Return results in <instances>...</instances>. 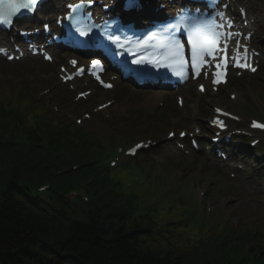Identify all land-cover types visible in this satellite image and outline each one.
Returning <instances> with one entry per match:
<instances>
[{
	"label": "trees",
	"instance_id": "1",
	"mask_svg": "<svg viewBox=\"0 0 264 264\" xmlns=\"http://www.w3.org/2000/svg\"><path fill=\"white\" fill-rule=\"evenodd\" d=\"M58 169L36 150L1 144L0 264H191L174 251L151 248L132 217L106 213L93 202L72 209L56 192L35 197L22 187L56 178ZM88 178V172L69 173L54 184Z\"/></svg>",
	"mask_w": 264,
	"mask_h": 264
},
{
	"label": "rangeland",
	"instance_id": "2",
	"mask_svg": "<svg viewBox=\"0 0 264 264\" xmlns=\"http://www.w3.org/2000/svg\"><path fill=\"white\" fill-rule=\"evenodd\" d=\"M252 3L258 8V13L261 17L262 22L264 23V0H251ZM2 62V61H1ZM0 62V64H1ZM1 72V71H0ZM7 79H9L7 77ZM261 79L257 80H246V82L253 87V91H261V86L260 81ZM264 80V79H263ZM9 83L10 85L15 84L14 79L12 82H7V81H1L0 79V86ZM244 86L241 85V88ZM240 88V87H239ZM20 91L17 90L15 91L16 94H18ZM4 97L7 99L10 97L11 93H3ZM40 96V95H39ZM51 95L48 97L50 98ZM141 100V94H133L129 96L125 101L124 105L128 107V112L134 113H140L143 116H146L147 118L144 119V123L140 124L139 126L135 127L132 131V134H134L135 138L134 140H142L145 139L144 136H142L147 128H149L153 122L154 119H150L148 116V110L149 109H143L140 103ZM224 103H228L232 106L231 101L227 98L223 100ZM50 104L49 102H47ZM245 103L248 106V115L251 117H259V112L255 108V104L251 100H246ZM168 106H173L172 101L167 102ZM138 109H143L140 111H136ZM52 111H57L56 108L52 105L51 108ZM134 111V112H133ZM150 111L153 112L155 115L160 114V112H165L157 108H150ZM59 113V112H58ZM60 114V113H59ZM130 115L120 113V118L122 117H129ZM134 116V115H133ZM134 124H138L137 122H134ZM163 129H165V125L162 124L161 128L159 129L158 137L163 138L164 133H162ZM122 142L117 141L114 146H113V151L116 150L117 146L120 145ZM264 161V160H262ZM261 162H259L260 164ZM135 165L133 164H125L116 168H113L111 171V178L114 181H120L121 183V188H132V190L137 191L141 195L140 202L145 203V202H150L152 205H154V209L156 210V213H159L161 218L164 216L167 221L172 220L173 218H177L179 220H182L184 217H188L190 219V223L188 226H185L182 229V234L186 237H190L193 240V245L196 247L198 252L203 251V247L205 246L202 244V239L203 238H208V240L211 241V245L213 246H219L222 243L223 237L231 234V230H228L224 228V225L222 226H213V223H211L210 218L208 217V214L204 212V207L200 204V201L198 200L197 196H195L192 191V185L187 184L182 187L178 188H173V191L170 193L165 192V185L162 183L163 179L159 176H156L154 172L149 170L148 168L142 169L137 173V170L134 168ZM138 169V168H137ZM162 169H164L162 167ZM139 170V169H138ZM170 176L166 177L167 182H178L179 185L184 184L186 179V176L180 175L182 172V168L180 167H173L170 170ZM185 171V170H183ZM259 171L261 173L264 172V167L260 168ZM251 174H255L254 171H250ZM189 175V171H187ZM156 178V180L159 182V186L155 187L154 189L150 186V180L152 178ZM134 182L140 184L141 186L135 185ZM162 183V184H161ZM201 186H204L201 184ZM120 193L123 194H129L126 190H122ZM257 193L259 194L260 191L257 189ZM179 196L185 200V203L179 204L174 201V199ZM264 197V193H263ZM204 202H211L205 200ZM214 202V201H213ZM216 203L215 207L216 209H220V205L224 203L221 207L222 208H228V205L230 204V208H233V212L231 217V224H236V226L242 225V223H239V220L242 222V217H241V209L243 206H240L238 204H235L232 201L226 200H221V201H215ZM236 203H239L237 201ZM255 204L254 207H257L258 209L259 206L256 203V201H253ZM172 209V212L169 213V210ZM257 210V209H256ZM264 211V209H261ZM250 215L252 216V221L256 222V218L258 217H263L264 218V213H256L254 211L250 212ZM237 218V219H234ZM212 219L217 223L216 219L214 216ZM247 226H243V228H246ZM264 228V226H263ZM246 243V241H245ZM236 250L240 251L243 250V246L240 248H237ZM244 251V250H243ZM211 255L214 256H220L219 251H214ZM202 264V262H200Z\"/></svg>",
	"mask_w": 264,
	"mask_h": 264
},
{
	"label": "snow or ice",
	"instance_id": "3",
	"mask_svg": "<svg viewBox=\"0 0 264 264\" xmlns=\"http://www.w3.org/2000/svg\"><path fill=\"white\" fill-rule=\"evenodd\" d=\"M37 0H0V25L10 26L14 22V18L17 17L22 11L32 12L35 10ZM139 0H127V7L129 9H135L139 7ZM73 11L82 8V4L69 5ZM215 16L221 18L224 17L222 12H217ZM215 16H211L207 19H200L198 17L191 16L186 10H181L173 17L174 23H171L165 27V31L181 32L187 37V45L191 51V64L193 71L197 66L215 67L220 69L222 66H226L227 63H233L238 67H250L246 62L248 49L241 45L239 41H235L234 45L230 47V43L234 40L235 33L228 31L231 27L229 23H218ZM47 28V25H45ZM90 31V29H89ZM82 36H87L88 31H81ZM108 39L112 41L118 47H123L120 44V37L109 36ZM161 49H165L167 52V58L175 64H178L182 69L185 64V58L182 55L184 43L175 37H170L160 44ZM243 49V51H241ZM6 50L0 48V53H4ZM11 59V57H9ZM50 59V57H48ZM142 58H137L132 61L134 64L143 63ZM74 66L76 61L71 62ZM100 60H93L92 66H100ZM255 71L254 68L251 69ZM84 71L83 68L78 69V74ZM176 75H182L181 72L175 73ZM214 76L222 75V73H213ZM70 78V77H67ZM99 79V77H97ZM215 82V81H214ZM101 83H104L101 81ZM105 87H111L110 84H104ZM83 95V93H82ZM217 111H220L217 109ZM220 123L223 126L222 121H214ZM253 127L264 129V123H258L253 121ZM184 135V133H180ZM143 145L137 144L131 151L135 152L136 149L141 148Z\"/></svg>",
	"mask_w": 264,
	"mask_h": 264
}]
</instances>
